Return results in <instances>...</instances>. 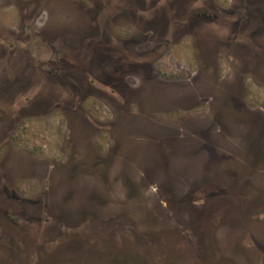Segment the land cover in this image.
Segmentation results:
<instances>
[{
	"label": "flooded vegetation",
	"instance_id": "af4514ba",
	"mask_svg": "<svg viewBox=\"0 0 264 264\" xmlns=\"http://www.w3.org/2000/svg\"><path fill=\"white\" fill-rule=\"evenodd\" d=\"M50 1L12 3L19 13V30H5L0 19V213L12 222H0V249L12 253L22 247L21 235L29 234H18V224L13 222L30 211L31 203L48 215L44 218L45 229L52 227L56 231L44 246L72 238L79 242L75 245L79 251L88 248L90 257H83L84 260L128 264L132 256L125 242L132 233L138 235L141 246H150L157 253L161 250L162 231L137 229L126 212L110 213L97 208L107 205V200L98 194V184L121 183L131 197L137 196L143 181L159 182L147 179L143 166L154 173H170L169 186L157 197L159 211L186 214L193 210L212 222L222 223L232 217L234 210L229 205L213 207L216 210L209 206V199L219 198L220 192L226 193L220 199L238 200L241 214L254 211L257 200L264 197V99L255 109L250 108L245 102L248 86L244 83L264 86V0H56L70 16L54 27L45 23L35 29V19ZM65 1L73 2V8ZM8 7L7 2L0 0V18ZM70 11H76L77 16ZM34 46L47 56H36ZM182 46L189 57L184 68H174L169 73L162 70L164 56ZM22 55L28 56L26 61ZM221 66L228 68L224 79L218 75ZM161 74L171 78L155 85L150 101L160 112H170L175 118L170 122L174 132L171 137L139 133L140 139L149 136V148L154 151L153 159L140 158L136 155L139 144L126 142L128 136L134 135L131 132L138 129H122L129 123L130 104H134L132 109L140 110L138 97L146 93V83H155ZM128 83L143 86L136 89ZM115 100L123 104V111L112 110L111 101ZM98 103H105L108 110ZM214 106L216 112L209 115ZM158 113L150 110L148 114L157 117ZM51 116L57 125V156L46 154L40 145L37 151L46 155L29 153L23 147L14 149L20 146L23 132L28 129L23 125L25 121ZM216 121L223 127L211 125ZM119 123L123 125L121 129L116 128ZM184 123L191 126L190 130H198L190 133L196 139L183 134ZM100 132H104V137L109 135V144L96 147ZM211 134L228 140L231 135H239L237 148L223 144L218 151L211 149ZM196 140V150L202 153L196 167L170 161L167 151H181L186 142L193 144ZM131 150L135 153L130 154ZM229 162L238 166L234 168ZM216 164L222 165V180L210 183L204 177ZM118 166L121 170L114 176ZM28 176H36L37 183L46 184L48 191L40 196L45 204L26 202L22 199L24 194L17 193L18 185ZM87 180L98 182L97 187L88 190L83 186L77 191L71 186ZM59 184H65L61 201L69 203L80 197L78 207L67 214L59 212V208L53 210L54 204L46 200L60 191L56 187ZM24 190L30 188L26 186ZM26 221L20 225L23 231L34 218ZM219 225L211 226L217 229ZM202 228L186 230L182 246L185 244L194 254L210 249L212 254L203 264H264L263 248L260 247V258L224 256L217 243L212 245L209 239L208 243L201 239ZM100 235H104V240ZM252 235L250 245L245 246L255 251L252 244L259 243ZM91 238L96 239L95 244L88 243ZM236 247H244L243 242ZM42 253V264L54 261L49 253ZM14 260L10 256L11 264Z\"/></svg>",
	"mask_w": 264,
	"mask_h": 264
},
{
	"label": "rangeland",
	"instance_id": "374dc122",
	"mask_svg": "<svg viewBox=\"0 0 264 264\" xmlns=\"http://www.w3.org/2000/svg\"><path fill=\"white\" fill-rule=\"evenodd\" d=\"M4 2H7V5H10L8 8H4L2 10L1 14V22L3 24L4 29L7 28L9 30L20 28V18L19 13H17L16 9L11 6L12 3H16L19 0H3ZM78 0H73V2ZM50 5L48 7H45L41 10V13L37 19H35V29H40L42 25L45 23H48V25L54 27L59 21L63 20V18L66 19V17L70 16L69 13L65 12L63 8H61L60 4L56 0H51ZM73 2L65 1V3L70 7H72ZM72 11H70L71 13ZM73 16H77V12H72ZM23 47V46H20ZM35 51L33 52L36 56H38L40 59H44L47 56V53L45 51H40L36 46H34ZM175 52L172 54L167 53L164 58L162 65L165 67H162V70H165L167 73L170 72L171 69L177 68L181 69L184 68V66L188 62V56H186V51L184 50V46L175 48ZM22 58L26 61L28 56L22 55ZM228 73L227 66L222 67L221 71L218 73L219 77L224 79V75ZM230 74H233L232 71H229ZM168 78H171L169 75L161 74L160 78H155V83H146L145 89L146 93L144 95H141V105L140 110L132 109V105L130 104L129 109L131 110L129 113V116H127V120H129V123L125 124L124 128L121 123L118 124L120 127L116 128L130 132L131 128L136 127L138 133H133L134 135H130L127 138H129V141L126 142H133L134 144L138 143L140 146V151L136 152V155L141 156L140 158H147V159H153V153L154 151L149 148L151 142L149 140V136L145 135L144 138L140 139V135L145 133H152L159 136H167L171 137L170 134H172L173 129L170 125L171 121H174V117L171 116L170 112H160V109H157L156 106L151 104L150 101V95L152 94V90L155 89V85L159 84L160 81H167ZM202 80H206L207 78L202 77ZM129 85H135L137 88L142 87L143 83L139 85V83H128ZM175 84V83H174ZM180 84V83H177ZM206 85H209V83H205ZM248 86V89L244 91L245 96V102L250 107L255 109L262 99H264V86L261 85V83H244ZM139 85V86H138ZM202 85V83H200ZM137 98V99H138ZM132 100V99H131ZM111 106L113 111H123V104L118 103L116 100L111 101ZM110 103V102H109ZM137 103V102H136ZM137 105V104H136ZM98 106L103 108L104 110L107 109V105L105 103H98ZM110 106V105H109ZM132 106V107H131ZM158 110L157 117L154 115H149L150 110ZM216 106L212 107L210 109L209 115L212 113L214 114L216 112ZM108 110V109H107ZM148 110V111H147ZM140 112V113H139ZM212 114V115H213ZM131 116V117H130ZM55 117L51 116L48 119L45 118H33V120L25 121L23 125L25 127H28L26 131L23 132V141L21 142L19 147L16 148H24L29 153H35L39 155L48 154L51 156H57L58 154V146H57V139L58 135L56 133V127L57 125L54 123ZM155 121L159 122L160 125H157ZM185 124V123H184ZM186 128L183 129V134L189 135L190 137H193V139H196L197 136H193L190 133H192L191 126H187L188 124H185ZM212 126H220L223 127L222 124L217 123V121L211 122ZM227 125V124H226ZM32 131V132H31ZM140 131V132H139ZM198 132V130H194ZM193 131V132H194ZM201 132V130H199ZM26 132V133H25ZM31 132V133H30ZM104 132H100L99 139L95 142L96 147H101V145H107L109 144V135L108 136H102ZM136 135V137H135ZM223 136V135H222ZM221 135L217 134H211L209 145L211 149H214L215 151H218L219 146H222L225 144L226 146L234 145L236 147V144H238V136L237 134L231 135L229 139H224ZM102 137V138H101ZM153 137V136H151ZM201 137V136H199ZM132 140V141H131ZM195 143L186 142L187 145L181 146V151L176 150L174 151H167V155L169 156L170 161L176 162L178 164H188L189 167L193 166L196 167L197 163L199 162V159L202 155L200 151H197V142ZM38 145L42 146L45 153L42 151H37L39 148ZM190 148H194L193 150ZM237 148V147H236ZM124 150L130 151L128 147ZM134 150V149H133ZM131 150V153H135ZM105 150L101 148V152H104ZM105 153V152H104ZM45 154V155H46ZM180 158H175L176 156H180ZM44 157V156H43ZM234 162V161H233ZM233 162H229L227 164H232ZM232 166L235 168L238 166L237 163H233ZM144 170V176H146L147 179H154L157 182L156 184H148L143 181V183H140L141 188L137 190V196L132 195L131 197L127 196V191H124L121 188V183H109L106 185H100L98 182L94 180H87L85 182H79V183H73L71 186L74 188V190L80 191L82 187H86L87 189L90 187H97L98 184V194L103 197L104 201L107 200L106 206L99 205L98 209H103L104 211L107 210L110 213L112 211H124L127 213V215L130 217L131 225L134 223L135 227L137 229L142 228H149L151 230L156 231H162L161 233V241L162 245L160 247V251H157V253L153 252L152 247L147 246L143 247L141 246V243H139L138 235H134L132 233L129 234V237L127 238L128 242H125L126 246L130 247V255L132 256L129 258L128 264H203L206 262L205 258L211 256V251L206 250L201 253L194 254L190 252L185 246L183 245L184 236L186 234V230L191 229H200L202 227V230H200V234L202 235V240L209 239L211 241V244L214 245L217 243L218 250L221 252L224 256H233V257H246V258H260V247L264 249V197H261L256 202V209H253L252 212H247L245 214H241L240 206L238 203V200L231 199L232 202H230L227 199H220L221 196L225 197V192H220L219 198L213 197L209 199V206L216 208H222L226 205H229L231 210H234V213L232 217L227 218L224 222H212L210 221V218L204 217L202 214H197L196 211H188L186 214H180L179 211H176L175 214H171L166 210L161 209V211L158 210V207L156 206L157 197H161V192L163 191V188L165 186H169L167 182L171 179L170 173H162L159 174L157 172H153L152 169L150 170L146 169L145 166ZM142 167V168H143ZM222 168V165H214L210 172L204 177V179H207L210 183H216L217 181H221L222 175L220 173V169ZM200 169V168H198ZM121 170V167L118 166L116 169H114L113 175L116 176V173ZM62 175V173H61ZM119 174H117L118 176ZM140 175L143 176V174L140 173ZM140 178V177H139ZM20 182V181H19ZM22 183L18 185L19 191L17 189V193L21 195L20 193H23L24 198L26 202H36L40 203V206L45 204V199L40 197L41 192L48 191L45 183H37L39 180L36 179V176H28L24 178ZM138 183V181H137ZM154 183V182H153ZM262 186H264V180L262 181ZM211 185V184H209ZM26 186L30 188V190H24L26 189ZM60 187V191L58 193H54L51 197L47 198L46 200H49V202L53 205V210L55 208H59V212H63L64 214H67V212L73 211L75 208L78 207V203L80 201L79 195L72 198L71 201H68L69 203H65L61 201L63 198L65 191V184H59L56 185V187ZM89 190V189H88ZM20 192V193H19ZM66 197V196H65ZM67 198V197H66ZM98 205V204H97ZM28 209L30 210L26 215H22L20 217L15 218V221L13 223L18 224V229L20 231L18 234L25 232L29 234V236H23L22 239H19L20 245L22 247L16 248L14 252L10 253L7 249H0V264H11L10 256L13 257L15 260L12 264H42L41 257H43L42 251H45L46 253H49L51 257H54V261L45 263V264H100V262L92 261V259H85L83 257H90V254L88 253V248H80L75 246L79 242H75L74 239L70 238L69 241L65 242V240L61 239L56 242H52L49 245H42L46 240H50L55 236V230L54 228H50L49 231L45 229L44 224L47 223L44 221V218H47L48 215L44 214L42 212V209L36 210L35 205H31L29 203ZM216 210V209H214ZM256 210V211H255ZM57 211H54V214H57ZM68 216V215H67ZM29 217H33L34 221L30 222L27 228V231L21 230V224L23 225L26 223L27 219ZM0 222L12 224L10 219H6L1 213H0ZM214 223L215 225L220 224L217 226L218 228L215 229L212 225ZM133 225V226H134ZM52 226V225H51ZM256 227V228H255ZM175 230L176 232H173V234L169 230ZM214 229V231H213ZM242 229H248L243 230ZM257 231H254L256 230ZM163 231L165 234H163ZM213 231V232H212ZM76 232V231H75ZM84 234V232H81ZM256 233V234H255ZM210 234L211 238H210ZM256 235L255 242L259 243L258 245H253L255 248L254 250H250L245 245H250V242L253 238L251 235ZM252 235V236H253ZM208 236V237H206ZM103 239L104 235H100ZM206 237V238H205ZM99 239V238H98ZM170 239V240H169ZM94 240L96 239H90L88 240V243L95 244ZM104 240V239H103ZM207 243L209 242L206 240ZM242 241L244 244V247L237 248L236 245H238V242ZM49 243V242H48ZM87 243V244H88ZM142 247L144 250H141ZM248 248V249H247ZM23 250V254L20 255V251ZM82 250V251H81ZM164 250H168V253L165 255ZM145 251V252H144ZM185 254L184 258L180 254ZM81 256L79 257V255ZM85 254V255H84ZM87 254V255H86ZM175 257V258H173ZM7 263H6V260Z\"/></svg>",
	"mask_w": 264,
	"mask_h": 264
}]
</instances>
